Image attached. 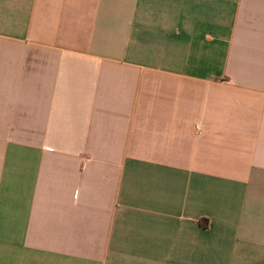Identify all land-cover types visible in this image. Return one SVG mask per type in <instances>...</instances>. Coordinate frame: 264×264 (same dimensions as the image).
Wrapping results in <instances>:
<instances>
[{
    "label": "crops",
    "instance_id": "obj_1",
    "mask_svg": "<svg viewBox=\"0 0 264 264\" xmlns=\"http://www.w3.org/2000/svg\"><path fill=\"white\" fill-rule=\"evenodd\" d=\"M0 264H264V0H0Z\"/></svg>",
    "mask_w": 264,
    "mask_h": 264
}]
</instances>
